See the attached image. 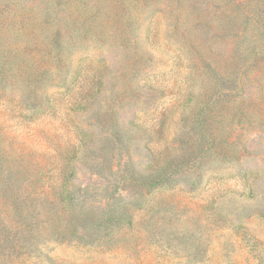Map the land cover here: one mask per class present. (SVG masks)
I'll return each mask as SVG.
<instances>
[{"label":"rangeland","instance_id":"374dc122","mask_svg":"<svg viewBox=\"0 0 264 264\" xmlns=\"http://www.w3.org/2000/svg\"><path fill=\"white\" fill-rule=\"evenodd\" d=\"M0 264H264V0H0Z\"/></svg>","mask_w":264,"mask_h":264},{"label":"trees","instance_id":"16d2710c","mask_svg":"<svg viewBox=\"0 0 264 264\" xmlns=\"http://www.w3.org/2000/svg\"><path fill=\"white\" fill-rule=\"evenodd\" d=\"M250 56L252 57V59H255V57L257 56L256 51L251 52ZM155 183H157V182L155 181Z\"/></svg>","mask_w":264,"mask_h":264}]
</instances>
